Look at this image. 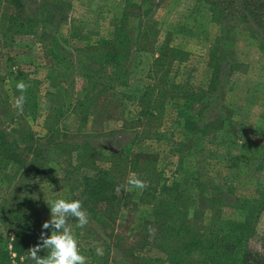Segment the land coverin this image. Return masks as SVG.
<instances>
[{"label":"rangeland","instance_id":"1","mask_svg":"<svg viewBox=\"0 0 264 264\" xmlns=\"http://www.w3.org/2000/svg\"><path fill=\"white\" fill-rule=\"evenodd\" d=\"M49 8L56 23L47 32L66 41L62 48L75 63L87 61L86 48L111 38L125 20L131 42L125 61L128 77L126 87L97 93L92 123L83 125L81 117L71 111L54 124L58 138L67 143L58 151H44L48 161L41 179L20 180L21 173L13 169L0 173L4 181L0 198L3 190L8 191L0 217V252H8L10 263L35 264L27 257L28 250L37 246L42 231L50 236L54 230L42 229L51 219L47 203L61 198L75 200L82 190L79 183L83 175L93 177L106 170L123 183L124 176L119 175L126 170L122 165L114 168L112 163L120 154L140 157V166L153 160L160 182L192 199L186 201L194 205L187 219L196 221L197 230L205 232L211 224L220 226V221H243L244 211L236 208L238 199H251L264 191V51L249 32L239 26L224 29L203 0H61L60 6ZM139 21L143 23L140 31ZM143 28L151 41H169L185 51L187 60L154 75L156 69L151 66L157 54L141 41ZM90 52V56L96 54ZM60 66L64 86H71L68 95L72 101L81 99L87 87L85 78L72 72L74 68L66 61ZM10 69L32 73L42 98L52 91L46 78L50 73L46 50L32 38L19 39L10 47L0 46V71L5 76ZM8 78L10 92L13 78ZM168 83L182 87L163 98L159 92ZM151 85L158 86L153 97L158 95V101L152 103L156 116L145 119L137 114L131 99ZM119 91L128 98L121 100ZM113 95L120 100L108 104ZM45 119L41 111L27 123L37 137H45ZM86 142L97 156L92 171L80 166L83 154L77 147ZM123 191L124 206L112 221L101 219L102 224H97L87 214L88 224L78 228L75 219L68 218L87 264H168L165 254L152 243L145 244L154 230L143 236L144 227L150 228L146 220L152 221V213L151 206L140 200L142 189L123 183ZM22 198L27 199L24 208L38 226L34 231L26 220L1 221ZM259 231H264V215ZM17 233H30L19 255L11 246ZM97 247L103 249L102 256L96 254ZM48 251L38 255L43 258Z\"/></svg>","mask_w":264,"mask_h":264},{"label":"trees","instance_id":"2","mask_svg":"<svg viewBox=\"0 0 264 264\" xmlns=\"http://www.w3.org/2000/svg\"><path fill=\"white\" fill-rule=\"evenodd\" d=\"M203 1L212 18L222 22L224 29L232 30L233 26L243 28L264 51V0ZM50 5L60 6L61 0H0V46L10 47L16 45L17 40L30 37L43 44L49 58L50 73L46 78L52 91L47 92L44 98L38 91V79L32 77V73L10 69L5 77L0 71V173L13 169L21 173L18 176L20 180L41 179L48 161V155H45L44 151L46 149L58 151L66 146L67 142L58 138V128H54V124L57 125V122L71 111L81 117L83 125L89 123L96 116L94 103L99 99L97 93L101 94L107 90L111 93V88L126 87L128 77V66L125 61L129 55L131 42L126 34L125 20L115 28L111 38L102 41L100 45L86 48L87 61L75 63L68 58L70 55L62 48V43L66 41H60L55 35L47 32V28L56 23ZM142 26L143 23L139 21V31ZM149 35V32H144V28L141 29V41L150 45L157 54L151 66V69H156L154 75L161 70L167 71L166 66L171 67L187 60V53L182 49L173 47L169 41L161 43L156 39L151 41ZM90 50L96 54L88 55L91 53ZM65 61L69 68H74L72 72H77L85 78L87 87L81 99L76 98L72 101V96L68 95L71 86H64L60 65ZM7 77L13 78L10 92L7 89ZM19 81L27 86L23 93L17 90L16 84ZM157 87L146 86L138 98L131 99L135 100L137 114L145 119L156 116L154 114L156 109L152 103L158 101L156 100L158 95L153 99ZM181 87L179 84L168 83L167 87H162L159 96L168 98L169 92H177ZM99 88L101 90H98ZM9 93L15 100L21 95L24 96L22 111L15 106V100L10 99ZM121 96V100L128 98V95L123 93ZM120 99H115L113 95L107 103L111 104ZM41 111L46 117L47 140L45 137H37L27 126V123ZM88 147L90 145L86 142L82 148H77L83 154L81 168L92 171L96 166L97 156L95 157V153L90 152ZM129 156L120 154L112 163L114 168L122 165L127 171L119 175L124 176L122 181L124 184H128L130 173H135L147 183V187L142 189L140 200L151 206L152 223L146 220L150 228H145L143 223L145 233L143 236L149 235L151 228L154 234L148 237V243L145 244L152 243L165 254L168 264H264V231L262 233L259 231L260 218L264 215V191L251 199H238L240 203H237L236 208L244 211L243 221H220V226L211 224L205 232H201L197 230L193 218L187 219L188 212L194 205L192 202L186 204V201L192 199L169 187L166 182L161 183L153 160L143 161L141 163L144 164L140 166V157ZM119 178L113 177L106 170H99L93 177L89 174L83 175L79 183L82 190L75 200L81 202L82 209L91 215L97 224H102L101 219L112 221L124 206L123 183H119ZM3 182L0 179L1 187ZM9 185L7 182L6 187ZM3 192L4 195L0 198V217L8 194L7 190ZM26 202V198L19 200V204L8 211L1 221L7 223L10 220H26L28 226L33 224V231L37 229L38 226L32 223L31 215L24 208L27 206ZM28 234L30 233H17L11 242L13 250L18 255L24 251L23 242ZM7 254V251L0 252V264H11Z\"/></svg>","mask_w":264,"mask_h":264},{"label":"clouds","instance_id":"3","mask_svg":"<svg viewBox=\"0 0 264 264\" xmlns=\"http://www.w3.org/2000/svg\"><path fill=\"white\" fill-rule=\"evenodd\" d=\"M17 90L23 93L27 86L19 81L16 84ZM24 96L21 95L15 100V106L22 111ZM131 188L144 189L147 183L141 180L135 173L130 174L127 181ZM50 208L51 219L44 222L42 229H54L50 236H46L42 231L37 246L30 248L27 252L35 264H87V258L81 254L78 241L73 235L72 228L68 225V218L72 217L76 221V227L84 228L88 224L87 213L82 209L79 200L71 202L65 199H55L47 203ZM48 249V254L41 258L38 253ZM96 254L102 256L103 249L97 247ZM23 260L24 258L21 257Z\"/></svg>","mask_w":264,"mask_h":264}]
</instances>
